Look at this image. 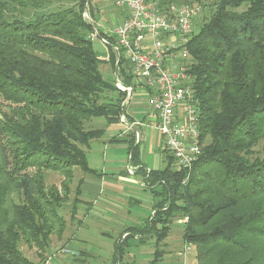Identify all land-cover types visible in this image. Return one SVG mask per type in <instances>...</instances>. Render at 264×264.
Instances as JSON below:
<instances>
[{
  "label": "trees",
  "instance_id": "1",
  "mask_svg": "<svg viewBox=\"0 0 264 264\" xmlns=\"http://www.w3.org/2000/svg\"><path fill=\"white\" fill-rule=\"evenodd\" d=\"M67 1L48 9L43 0H0V264L49 257L51 237L66 230L59 211L70 201L73 168L99 177L86 150L104 131L85 123L113 124L123 112L125 94L99 103L115 89L99 72L88 39L93 23L84 12L93 19L91 0ZM212 7L186 45L200 155L188 173L167 154L162 168L146 172L134 138L117 141L126 143L143 188L159 200L153 215L125 231L110 264L120 261L129 237L140 245L153 238L149 264H158L157 247L177 214L187 218L182 237L194 246L197 264H264V0H215ZM120 65L125 74L128 64ZM45 172L59 174V186L47 188ZM79 203L72 200L71 219Z\"/></svg>",
  "mask_w": 264,
  "mask_h": 264
},
{
  "label": "rangeland",
  "instance_id": "2",
  "mask_svg": "<svg viewBox=\"0 0 264 264\" xmlns=\"http://www.w3.org/2000/svg\"><path fill=\"white\" fill-rule=\"evenodd\" d=\"M214 1L215 0H203L200 4H197L201 7V12L199 18L194 21L192 30L197 32L201 28L203 21L208 16L209 10L213 9L212 5ZM67 3V0H43L42 7L53 9L59 4L66 6ZM106 6L109 9H107L109 15L114 14L113 12L117 10L110 3L106 4ZM87 14L89 16V9ZM95 24L100 31L102 29H112L114 26L113 21L108 18L107 14L104 16L99 15ZM91 43L93 50L99 59L105 60L107 57L112 56L110 50L102 45L99 39H95ZM113 70V65L111 63L100 62L99 72L103 79L112 85L115 90L113 92L105 91L99 103L122 97V93L115 88ZM128 114L134 116L138 122H143V125L138 129L141 134V141L138 147L140 161L156 169L162 168L165 165L164 160L167 153L163 149L161 136L154 130V128L150 127L149 117L150 119L153 118V114L150 109L149 97L146 95L137 96L136 94H133L130 105L125 110L127 122H129ZM145 117L146 120H144ZM85 127L87 129H103V140H106L111 136H122L127 129L126 124L120 120L113 124H107L103 118H93L90 122L85 123ZM101 140L98 142L94 141V147L92 149L100 151L99 155L94 156L86 150L87 154L90 153L88 159L90 167L99 169L102 168L100 165H104V168H117L118 170L127 171L128 165L131 164L134 169H137L132 162L128 164L126 148H122L120 145H112L109 148H105ZM260 147L261 145H258L253 149L252 157H255L259 153ZM118 172L119 171H117V175ZM85 175L86 174H84L79 168H73V180L70 185V200L74 196L76 182H78L80 177ZM123 176H125L130 182L134 183L130 184L120 181L113 184L106 179L105 182H102L101 189L103 193L101 194L103 202L105 200L107 201V199L110 200V204L106 203L109 205V208H104L102 205H99L100 203L102 204V202L93 206V216H97L99 219L102 218L101 216L105 219L109 218V225H102L99 223L100 220H96L95 217L93 220L84 219L81 222V225H78L79 227L76 226L74 221H69L71 209L70 201L59 211L60 215L68 221L67 226L69 230L67 228L66 230L68 231H65L63 234H69L68 236L65 235L67 239L66 246H79L81 252L86 254L84 256L86 259L83 258L85 262H77L75 259L73 260L74 254L69 252V248L60 253V251L58 250L57 252L56 249L54 252H51V246L49 251H47L51 264H63V262L66 264H110L113 261L114 256H117L115 250H117L119 242H122L120 241L122 238L118 235L120 231L130 226L140 225L151 216L153 212L152 208L158 202L159 198L151 193L150 190L143 188L140 175ZM62 179L63 178L57 173H44V181L47 188L53 185L59 186ZM113 206H116L115 208L117 209L112 208ZM112 209L117 211V213L111 212ZM125 212L126 216L123 214ZM183 218L185 217H182L180 214L175 215V217L173 216L167 238L157 247L158 252L162 253V259L158 264H197L196 250L194 246L185 243L182 237L184 223H180L179 221L183 220ZM128 234V232H125L123 237ZM52 237L51 239L54 244H56L58 242L56 236ZM59 243L60 245L64 244L63 241H60ZM154 243L155 241L152 238L148 239L143 245H140L136 238L129 237L123 246L122 258L120 261L117 259L115 264H149L152 260V254L156 249ZM64 245L62 246V249L64 248ZM22 252L31 261H38V257L34 250H29L25 246H22Z\"/></svg>",
  "mask_w": 264,
  "mask_h": 264
},
{
  "label": "built area",
  "instance_id": "3",
  "mask_svg": "<svg viewBox=\"0 0 264 264\" xmlns=\"http://www.w3.org/2000/svg\"><path fill=\"white\" fill-rule=\"evenodd\" d=\"M108 2L115 9L125 11L126 17L118 26L101 31L92 22L93 31L88 39L91 42L99 39L114 57V85L120 93L125 94L119 120L127 125V132L133 136L135 143H140L141 134L137 128L143 124L136 122L128 125L125 110L137 90L148 96L153 114L149 120L150 127L161 136L164 151L173 159V167L188 173L200 155L201 145L198 99L186 73V45L201 7L171 4L164 8L160 6L159 0ZM84 17L90 21L87 11ZM98 60L110 63V56ZM121 61L129 66L125 74L121 73ZM126 79H129V85L125 84ZM135 171L128 165L129 175ZM186 180L187 177L183 183ZM179 222L186 223L187 218ZM50 262V257H47L42 264Z\"/></svg>",
  "mask_w": 264,
  "mask_h": 264
},
{
  "label": "crops",
  "instance_id": "4",
  "mask_svg": "<svg viewBox=\"0 0 264 264\" xmlns=\"http://www.w3.org/2000/svg\"><path fill=\"white\" fill-rule=\"evenodd\" d=\"M106 4H109L108 0H91V3H90V6H91V9H92V13H93V19L90 18V20L95 24V22L97 21V17L99 15H106L108 16L109 19H111L114 23V26H118L122 21L123 19L126 17V12L121 10V9H117L115 12H113L114 14L112 15H109V11H107L108 7L106 6ZM109 10V9H108ZM107 11V12H106ZM90 17V14L89 16ZM105 18V17H104ZM137 96H140L141 92L137 90V92L135 93ZM142 95V94H141ZM130 105V104H129ZM128 105V106H129ZM128 108V107H127ZM136 117V116H135ZM128 120L129 122L126 121V123L128 125L132 124V123H142L143 122H138V120H136V118H134V116H132L131 114H128ZM144 120H146V117L144 118ZM149 120H150V117H149ZM127 126V125H126ZM139 128H137L138 130ZM104 135V134H103ZM124 138L128 139V138H133L131 134H129L127 132V129L125 131V133L122 135V136H111L110 138L106 139V140H103L102 137L99 138L98 140H95V142H98L102 141V144L105 146V148H109L111 147L112 145H120V147L122 148H126L127 150V146H126V143H123V142H117L118 140H123ZM113 139L115 140V142H113ZM144 139V138H143ZM94 141H92L90 143V147L87 149L88 152L92 153L94 156H97L99 155L100 151H96V150H92L93 147H94ZM135 143V141H134ZM136 144V143H135ZM140 143L136 144V145H139ZM87 151H86V157H87V163H88V166H89V162H88V159H89V154H87ZM128 155V154H127ZM139 158H140V152H139ZM130 164L131 162L128 161ZM165 162V160H164ZM131 165V164H130ZM102 168H92L89 166V168L93 171H95L97 173V175L99 176L98 178L94 175H90V174H86L85 176L83 177H80L78 182H76V185H75V192L76 190L78 189L79 190V194L78 196L75 195V192H74V196L73 198L70 200V202H72V200L77 197V199L80 201V203L77 205L76 207V213H75V216L73 219H71V215L69 216V221L72 222L74 221V223L76 224V226H80L81 225V222L85 219H95L99 221V223H101L102 225H109L110 224V221H109V218L108 219H105L103 216H101L102 218L99 219V217L97 216H93L92 214V211L94 210V207L95 205H98V203L102 202V204L100 203L99 205H102L104 208H109L106 203L110 204V200L107 199V201L105 200L104 202L102 201V194L103 191L101 189L102 187V182H105V180H109L110 182H112L113 184L114 183H118V182H125V183H134V182H130L129 180L126 179L125 176L123 175H127V176H135V175H138V174H133V175H129L127 173V171H124V170H118L117 168H104V165H100ZM141 166H143L146 170V172H149L151 170H156V168H153V167H150L149 165L141 162ZM137 170V169H136ZM117 171L118 172V175H117ZM142 183V182H141ZM113 194V193H112ZM71 204V203H70ZM71 206V205H70ZM116 207V206H115ZM114 206L112 208H115ZM117 209V208H115ZM111 212H114V213H117V211H115L114 209H112ZM124 216H126V212L123 213ZM104 218V219H103ZM66 220V219H65ZM67 220H66V229L68 228L67 226ZM96 222V221H95ZM78 226V227H79ZM137 226V225H135ZM130 227H134V226H130ZM130 227H127V228H124L123 230L120 231V233L118 234L122 240H123V235L125 233V231L130 228ZM74 228V227H73ZM69 230V228H68ZM68 230H65L66 232ZM123 233V234H122ZM64 234V233H63ZM122 234V235H121ZM66 235V233H65ZM62 235L60 238L56 237V239L58 240V242L56 244H54L53 242V237L51 239V243H50V246H49V249L51 248L52 246V251L51 252H54L55 249L56 251L58 252V250L62 249V246L64 245V248L61 250V252H63L64 250H66L67 248L70 249L69 252L73 253V260L75 259V261H82V262H85L84 259V256L86 255L85 253L81 252L79 246H66V236L68 235ZM60 241H63V245H60ZM71 247V248H70ZM58 248V249H57ZM48 249V251H49ZM77 251V252H76ZM60 252V253H61ZM48 255V254H47ZM60 256V255H59ZM84 258V259H83ZM60 260V258H59ZM62 260L64 261V259L62 258ZM72 260V261H73ZM84 260V261H83ZM62 261V262H63ZM66 261V260H65ZM35 262V261H34ZM65 262H63L64 264ZM66 264V263H65Z\"/></svg>",
  "mask_w": 264,
  "mask_h": 264
}]
</instances>
